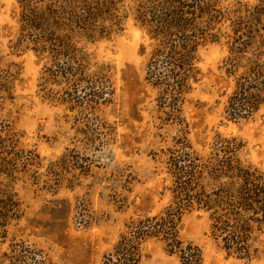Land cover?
<instances>
[{
    "label": "rangeland",
    "instance_id": "374dc122",
    "mask_svg": "<svg viewBox=\"0 0 264 264\" xmlns=\"http://www.w3.org/2000/svg\"><path fill=\"white\" fill-rule=\"evenodd\" d=\"M257 2L220 0L219 7L230 22ZM18 14L16 0H0V69L12 75L9 97L0 101V131H12L19 155L31 165L12 182L2 181L22 215L5 235L0 232V264H8L10 246L20 242L41 250L52 264H101L129 220L167 205L161 152L176 138H186L202 156L216 134L235 138L242 144L240 159L264 172V106L238 122L223 114L232 85L221 67L224 46L207 43L197 50L198 80L185 96L178 125L164 121L157 90L145 81L151 41L131 14L111 36L79 39L88 75L95 79L104 70L109 82V102L94 110L78 108L61 85L46 83L45 61L16 46ZM209 227L201 211L186 214L180 224V238L200 248L202 264H264V240L255 259L239 260L220 248ZM141 264L179 263L161 243L149 241Z\"/></svg>",
    "mask_w": 264,
    "mask_h": 264
},
{
    "label": "trees",
    "instance_id": "16d2710c",
    "mask_svg": "<svg viewBox=\"0 0 264 264\" xmlns=\"http://www.w3.org/2000/svg\"><path fill=\"white\" fill-rule=\"evenodd\" d=\"M19 33L16 46L28 47L45 61L43 79L61 85L78 108L94 110L109 102L104 70L88 75L89 61L82 37L102 39L133 20L151 41L145 81L157 90L164 121L182 124L181 106L198 80L197 50L220 44L226 55L221 67L231 92L223 114L231 122L252 118L264 106V0L244 11L242 18L226 19L220 0H16ZM227 22L225 29L224 24ZM12 75L0 69V101L9 97ZM68 101V100H67ZM17 138L0 131V232L5 235L22 215L20 202L6 182L28 169ZM242 144L215 135L205 156L184 137L161 152L167 205L155 215L129 220L101 264H141L143 246L163 245L179 264H202L198 246L179 236L182 218L193 211L208 215L209 234L236 259L251 261L264 240V172L244 163ZM18 167H21L19 170ZM8 264H52L41 250L24 242L10 246Z\"/></svg>",
    "mask_w": 264,
    "mask_h": 264
}]
</instances>
